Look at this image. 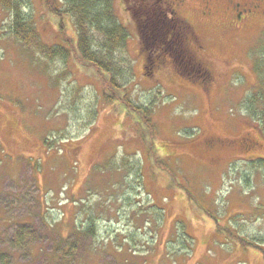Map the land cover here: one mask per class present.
I'll use <instances>...</instances> for the list:
<instances>
[{
    "label": "rangeland",
    "instance_id": "374dc122",
    "mask_svg": "<svg viewBox=\"0 0 264 264\" xmlns=\"http://www.w3.org/2000/svg\"><path fill=\"white\" fill-rule=\"evenodd\" d=\"M25 1L42 39L55 43L59 19L41 0ZM232 1H207L210 16L206 0L180 8L210 72L202 81L168 58L146 76L131 14L116 0L129 29L114 60L128 93L154 111V147L122 103L105 100L106 75L26 50L0 5V264H264L255 116L264 107V16L234 20Z\"/></svg>",
    "mask_w": 264,
    "mask_h": 264
},
{
    "label": "trees",
    "instance_id": "16d2710c",
    "mask_svg": "<svg viewBox=\"0 0 264 264\" xmlns=\"http://www.w3.org/2000/svg\"><path fill=\"white\" fill-rule=\"evenodd\" d=\"M25 3V0H0L2 9L9 12L11 37L31 53H38L47 63L59 59L69 66L70 61L78 59L94 67L102 77L106 75L105 100L122 103L129 115L137 118V130L143 131V139L150 141V146L154 147L157 132L154 111L151 107L137 103L128 93L121 81L125 75L128 77L124 73L123 62L116 63L114 60L115 54L126 45L129 29L116 15V0H41L43 11L59 19V38L53 44L42 39L34 14L25 10ZM125 4L138 33L146 76H153L154 71L163 66L168 58L178 72L190 78H200L201 62L195 61L197 58L191 47L197 38L192 24L168 9L166 3L163 7L157 1L138 0L137 3H131L125 0ZM68 21L71 29H74L73 33L68 31ZM191 56L195 58L192 62L182 61ZM257 98L251 96L250 102L254 104ZM255 116L264 132V107L259 106ZM164 161L159 159L163 169ZM244 243L252 245L251 240Z\"/></svg>",
    "mask_w": 264,
    "mask_h": 264
},
{
    "label": "flooded vegetation",
    "instance_id": "af4514ba",
    "mask_svg": "<svg viewBox=\"0 0 264 264\" xmlns=\"http://www.w3.org/2000/svg\"><path fill=\"white\" fill-rule=\"evenodd\" d=\"M130 1H131V3H137L138 2V0H130ZM140 1H142V0H140ZM150 1L160 2L163 5V7H164V3H166L168 9L175 11L185 21L190 23V21L187 19V17L180 10V8L182 7L185 0H150ZM207 1L210 3V0H206V5L202 9V14L206 15V16H210L211 13H213V12L210 13L213 5L211 7L210 4L207 3ZM228 7H230V9H231V11H229V12H232L233 15L235 16L234 20L243 19L247 16L248 17L251 16L252 14H259L260 16H264V0H251L250 2H241L239 0H234V1H232V4L228 5ZM192 53L197 58V55L195 54V52H193V50H192ZM194 59L195 58H193L191 56L187 60L182 59V61L192 62ZM195 61H197V60H195ZM200 67H201V71H202V74L200 75V79L202 81H205L206 79L208 80L210 78L209 70L206 69V66H204V64L202 62L200 64Z\"/></svg>",
    "mask_w": 264,
    "mask_h": 264
}]
</instances>
